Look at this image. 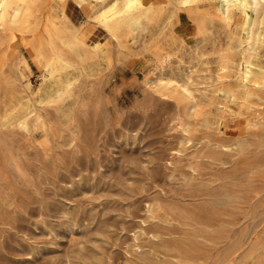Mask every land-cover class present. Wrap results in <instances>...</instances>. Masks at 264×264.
I'll use <instances>...</instances> for the list:
<instances>
[{"label":"rangeland","instance_id":"obj_1","mask_svg":"<svg viewBox=\"0 0 264 264\" xmlns=\"http://www.w3.org/2000/svg\"><path fill=\"white\" fill-rule=\"evenodd\" d=\"M149 1L116 36L38 0L0 47V264H264V0ZM51 20L88 54L54 78Z\"/></svg>","mask_w":264,"mask_h":264},{"label":"bare ground","instance_id":"obj_2","mask_svg":"<svg viewBox=\"0 0 264 264\" xmlns=\"http://www.w3.org/2000/svg\"><path fill=\"white\" fill-rule=\"evenodd\" d=\"M37 1L38 0H0V29L5 34V40L3 41L0 39V47L3 43H5V48H10L13 41H15L18 37V32L30 31L31 33V31H35L39 28L40 24L35 19L37 13L36 11L38 10ZM182 1L188 2L190 0ZM223 1H233V4L236 6L242 5L244 7V13L246 14L245 8L247 7L249 0ZM253 1L257 3L259 0ZM151 3L152 1L149 0H113L112 4L108 8L99 7L97 9L99 12L98 18L99 21L111 33L117 36L118 33L125 27H127L130 31H133L136 26L139 25L142 13H145L147 16L153 13L152 8L150 7ZM87 4L89 5V9L93 10L96 8V4L93 2V0H89ZM232 6L233 5L231 4V7ZM225 11L226 14L228 10ZM67 29L68 26L66 24L61 25L57 21L55 22V20H51L50 25L46 28V31L50 37V52H45V24L42 29L38 30L37 33L40 35L38 55H40V57H42L44 60L45 57H47V67L45 66V68L48 69L49 75L52 78L56 77L58 74H61V72L69 68L73 64L75 56H80L82 58L88 56L87 52L81 53V39L79 38V35L75 32L67 33ZM34 36H36V34ZM9 51L11 52L10 49ZM250 74L251 70L247 65L245 67L244 75L247 78ZM17 104V99L12 98L10 100L9 107L14 108Z\"/></svg>","mask_w":264,"mask_h":264}]
</instances>
